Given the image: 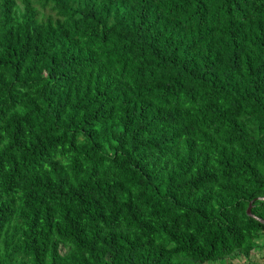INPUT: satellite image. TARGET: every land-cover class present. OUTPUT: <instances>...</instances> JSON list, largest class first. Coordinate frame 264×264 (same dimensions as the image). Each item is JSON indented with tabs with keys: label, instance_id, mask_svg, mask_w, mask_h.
Listing matches in <instances>:
<instances>
[{
	"label": "trees",
	"instance_id": "1",
	"mask_svg": "<svg viewBox=\"0 0 264 264\" xmlns=\"http://www.w3.org/2000/svg\"><path fill=\"white\" fill-rule=\"evenodd\" d=\"M259 197L264 0H0V264H232Z\"/></svg>",
	"mask_w": 264,
	"mask_h": 264
},
{
	"label": "rangeland",
	"instance_id": "2",
	"mask_svg": "<svg viewBox=\"0 0 264 264\" xmlns=\"http://www.w3.org/2000/svg\"><path fill=\"white\" fill-rule=\"evenodd\" d=\"M220 263L264 264V233L256 240L255 247L248 256L239 255L232 260L225 259Z\"/></svg>",
	"mask_w": 264,
	"mask_h": 264
},
{
	"label": "water",
	"instance_id": "3",
	"mask_svg": "<svg viewBox=\"0 0 264 264\" xmlns=\"http://www.w3.org/2000/svg\"><path fill=\"white\" fill-rule=\"evenodd\" d=\"M256 199L264 200V197H259V198H256ZM251 206H252L251 203H249V205H248V207H247V210H246V212H247V214H248L249 216H253V214H251V212H250V210H251ZM255 218L259 220L258 217H255Z\"/></svg>",
	"mask_w": 264,
	"mask_h": 264
}]
</instances>
